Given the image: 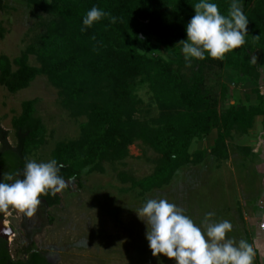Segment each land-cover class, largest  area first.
<instances>
[{
    "label": "trees",
    "instance_id": "16d2710c",
    "mask_svg": "<svg viewBox=\"0 0 264 264\" xmlns=\"http://www.w3.org/2000/svg\"><path fill=\"white\" fill-rule=\"evenodd\" d=\"M25 1L47 15L41 22L43 31L13 60L15 69L7 57L0 56V84L14 93L37 75H45L59 90L71 115L84 116L78 138L59 141L51 151L52 159L64 165L59 175L66 182L73 180L81 187L83 174L102 172L104 162L125 159L129 145L140 141L158 154L152 172L140 179L121 172L120 179L130 182V189L145 193L168 184L185 164H199L208 155L227 158L226 139L235 130L247 133L255 117H262L264 129V93L260 90L264 0H238L248 19L241 47L223 59L205 54V59H192L190 64L183 58L179 41L186 38L185 25L198 0ZM212 2L227 15L232 0ZM93 6L108 15L81 31L82 18ZM4 8V0H0V10ZM30 54L36 56L38 67L28 63ZM205 70L244 79L252 86L255 101L247 106L231 101L225 106L228 86L221 81L218 97L213 96L205 85ZM138 85L149 88L158 116L149 120L137 117L141 103L135 94ZM34 104L33 100L22 102L20 115L12 119L14 173L21 178L30 147L44 142L45 129L34 115ZM213 130L214 144L190 153L192 141ZM6 135L0 130L1 142H7ZM40 199L47 208L61 203L58 193ZM47 220L51 224L49 214ZM30 249H36L34 242ZM15 264L47 263L35 250L29 254V262Z\"/></svg>",
    "mask_w": 264,
    "mask_h": 264
},
{
    "label": "rangeland",
    "instance_id": "374dc122",
    "mask_svg": "<svg viewBox=\"0 0 264 264\" xmlns=\"http://www.w3.org/2000/svg\"><path fill=\"white\" fill-rule=\"evenodd\" d=\"M4 4V10H0L3 29L0 56L7 57L15 69L13 60L43 31L41 22L47 15L25 0H4ZM28 63L40 65L33 54L29 55ZM221 81L228 86L225 106L231 101L246 106L255 101L247 81L218 70H205V85L215 97ZM260 90L264 93V74ZM135 94L141 100L137 106L138 118L149 120L158 116L159 110L147 85H138ZM28 100L35 102L34 115L42 122L45 135L43 143L30 147L27 160L47 162L52 160L51 151L57 142L78 138L84 116L71 115L59 90L45 75H37L27 87L14 93L0 84V128L7 131L12 144H15L12 119L20 115L22 102ZM215 138L216 130H213L202 139H194L190 153L211 147ZM226 148L227 158L208 155L199 164H185L168 184L142 193L139 188L130 189V182H122L120 173L143 178L152 172L158 154L135 141L129 145L125 159L104 162L102 172L83 174L81 187L76 181L66 182L67 186L58 193L61 198L58 206L47 208L41 203L32 217L17 214L16 223L27 231L29 239H36L37 250L50 264H174L173 259L162 254L152 256L145 238L146 225L136 214L148 199H165L182 209L197 226L228 220L232 230L226 233V239L247 241L253 248V264H264L262 117H255L245 134L233 131L226 139ZM124 188L127 190L122 191ZM206 213L213 214L208 221H205ZM48 214L52 217L49 225ZM22 241L17 236L12 247L19 248Z\"/></svg>",
    "mask_w": 264,
    "mask_h": 264
},
{
    "label": "clouds",
    "instance_id": "9594fccd",
    "mask_svg": "<svg viewBox=\"0 0 264 264\" xmlns=\"http://www.w3.org/2000/svg\"><path fill=\"white\" fill-rule=\"evenodd\" d=\"M194 15L185 25L186 38L179 41L186 63L192 59H223L244 43L248 19L238 0H232L227 15H222L212 0H198ZM108 13L93 6L82 18L81 31L90 28ZM115 22V18H113ZM63 164L26 160L22 178L3 173L0 179V214L14 210L32 217L41 204V196H55L66 186L59 175ZM146 225L145 238L153 257L163 255L174 264H253L252 246L241 239H226L232 225L228 220L197 226L183 210L165 199H148L136 210ZM212 213L205 214L208 221Z\"/></svg>",
    "mask_w": 264,
    "mask_h": 264
},
{
    "label": "flooded vegetation",
    "instance_id": "af4514ba",
    "mask_svg": "<svg viewBox=\"0 0 264 264\" xmlns=\"http://www.w3.org/2000/svg\"><path fill=\"white\" fill-rule=\"evenodd\" d=\"M0 130L5 131L2 128H0ZM6 141V143L0 141V179H2L3 173L13 174L14 179L21 178L20 175L14 173L13 148L15 144L9 142L8 134L6 135ZM17 214L20 213L14 210L0 214V264L29 262V254L31 251H38L37 248L29 250L32 242H34L36 246V239H29L27 231L21 227L22 225L16 223V219L18 218ZM17 236L23 241L19 248L14 249L12 246L15 245ZM39 254L45 259L47 264H50L40 252Z\"/></svg>",
    "mask_w": 264,
    "mask_h": 264
},
{
    "label": "crops",
    "instance_id": "0c3cea01",
    "mask_svg": "<svg viewBox=\"0 0 264 264\" xmlns=\"http://www.w3.org/2000/svg\"><path fill=\"white\" fill-rule=\"evenodd\" d=\"M254 59H255L256 61H258V59H259V53H258V52L255 53V55H254ZM226 73H228V72H225L224 74H226ZM228 74H229V73H228ZM236 79H238L239 81H245L244 79H239V78H237V77H236ZM249 99H250V97H249ZM251 100H253V99H251ZM256 118H260V116H257Z\"/></svg>",
    "mask_w": 264,
    "mask_h": 264
}]
</instances>
